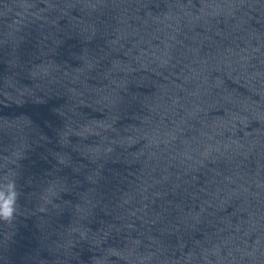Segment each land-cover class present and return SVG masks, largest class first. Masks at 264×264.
<instances>
[{
	"label": "water",
	"instance_id": "obj_1",
	"mask_svg": "<svg viewBox=\"0 0 264 264\" xmlns=\"http://www.w3.org/2000/svg\"><path fill=\"white\" fill-rule=\"evenodd\" d=\"M0 264H264V0H0Z\"/></svg>",
	"mask_w": 264,
	"mask_h": 264
},
{
	"label": "clouds",
	"instance_id": "obj_2",
	"mask_svg": "<svg viewBox=\"0 0 264 264\" xmlns=\"http://www.w3.org/2000/svg\"><path fill=\"white\" fill-rule=\"evenodd\" d=\"M13 197L10 195L7 200L3 202L2 208H0V215L9 217L12 214L13 208L11 207Z\"/></svg>",
	"mask_w": 264,
	"mask_h": 264
}]
</instances>
